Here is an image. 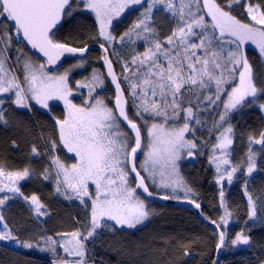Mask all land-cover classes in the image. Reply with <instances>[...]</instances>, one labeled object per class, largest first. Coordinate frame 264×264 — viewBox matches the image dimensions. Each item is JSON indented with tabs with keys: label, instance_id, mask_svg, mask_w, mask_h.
<instances>
[{
	"label": "snow or ice",
	"instance_id": "obj_1",
	"mask_svg": "<svg viewBox=\"0 0 264 264\" xmlns=\"http://www.w3.org/2000/svg\"><path fill=\"white\" fill-rule=\"evenodd\" d=\"M20 111L48 121L30 125ZM0 125L22 129L27 148L19 167L0 155V244L51 264H221L244 246L248 264H264L253 235L264 229V185L253 186L264 173V0H0ZM186 160L211 171L212 212ZM32 180L79 209L70 227H47L54 209L23 190ZM234 183L239 205L226 191ZM156 198L192 206L210 235L121 239L159 215Z\"/></svg>",
	"mask_w": 264,
	"mask_h": 264
},
{
	"label": "trees",
	"instance_id": "obj_2",
	"mask_svg": "<svg viewBox=\"0 0 264 264\" xmlns=\"http://www.w3.org/2000/svg\"><path fill=\"white\" fill-rule=\"evenodd\" d=\"M135 13H128L121 20V23L118 26L119 30H123L131 20L135 18ZM156 22L158 24L166 23L165 18L161 14H157ZM67 30V29H66ZM97 54V51H92V57L94 58ZM251 54V50H250ZM71 59L70 57L68 58ZM80 75H76L74 79L80 78ZM62 107H56L55 112L59 114ZM16 118L27 121L30 125L34 121L47 122L48 116L44 112H36L34 115H25L22 111L17 112L15 114ZM250 124L254 126H259L260 121L257 119V114L252 113L246 117ZM37 129H33L36 131ZM16 138L21 143V149L17 151H12L7 143L9 138ZM8 149L7 153H5V149ZM27 148L24 145V132L22 129L16 128H8L5 129L2 125H0V155L6 154L8 156L10 165L12 167L21 166L25 160V152ZM207 165L201 163L200 161H196L194 165H188L184 163L183 171L190 178L195 175L198 177V182L196 186L199 189L202 199V206L206 210V212H212V207L210 202L212 201L215 191L213 188L211 181V171L204 172L203 169L206 168ZM23 190L26 193H30L32 191L38 192L43 199L48 201L52 208L54 209L53 218L48 221L47 227L49 229H57V228H67L71 226L72 216L76 214L79 209H77L74 205H70L68 202L63 200L52 199L49 197L48 193L50 188L46 185L40 184L38 181H22ZM264 185V173L256 176L253 186L259 188ZM230 196V201L235 200L236 203L242 204L241 201V188L238 184H234L232 188L228 191ZM151 207L155 208L159 213L150 223H148L144 228H142L139 232H134L132 235L125 234L121 239H125L130 242H135L140 238L147 237L153 229H166L171 232L180 233L185 237H191L196 235H210V232H206L204 224L198 220L193 212V210L188 208L181 207H167L163 205H159L156 203H151ZM19 214V205L14 204L8 211L5 212V215L8 216L9 220L14 221V215ZM241 215H243V211L241 210ZM242 226L241 223L234 221L231 225L233 231H238ZM254 238L259 241L264 239V229L256 228L253 230ZM99 255L105 257V259L116 260L119 259L116 257L113 252H104L102 250L99 251ZM212 256L215 257L216 253H212ZM221 264H248L250 259L254 258L253 252L251 250L234 249L231 252H222L221 256ZM0 264H51V260L47 259L43 256L38 255L37 253H22L18 251H14L8 249L2 245H0ZM191 264H199L198 260H192Z\"/></svg>",
	"mask_w": 264,
	"mask_h": 264
},
{
	"label": "water",
	"instance_id": "obj_3",
	"mask_svg": "<svg viewBox=\"0 0 264 264\" xmlns=\"http://www.w3.org/2000/svg\"><path fill=\"white\" fill-rule=\"evenodd\" d=\"M92 48L95 49V51H98V46L92 45ZM185 162L188 165H194L196 163V161L189 162L188 160H186ZM152 203H156V204L167 206V207H174V208L181 207V208L191 209V210H193L196 218L198 220H200L203 224H205V222L202 220V218L199 215L196 214V211L192 208V206H190V205H188L186 203H180V202H176V201H161L158 198L153 199ZM221 254H222V252L220 253V256H221Z\"/></svg>",
	"mask_w": 264,
	"mask_h": 264
},
{
	"label": "rangeland",
	"instance_id": "obj_4",
	"mask_svg": "<svg viewBox=\"0 0 264 264\" xmlns=\"http://www.w3.org/2000/svg\"><path fill=\"white\" fill-rule=\"evenodd\" d=\"M124 18V16L122 17V19ZM121 19V20H122ZM80 78H82V77H80ZM80 78H77V79H80ZM86 91V90H85ZM78 102V101H77ZM58 107H63L62 105H58ZM40 112H43V111H40ZM184 163H186L185 161H184ZM235 184V183H234ZM233 184V185H234ZM232 185V186H233ZM232 186H230L228 189H226V191L228 192L231 188H232ZM0 245H2V246H4V247H6V248H8V249H11V250H14V251H18V252H22V253H30V252H34V253H37L38 255H40V256H43V257H45V258H47V259H50L51 260V257H50V255H48V254H46V253H42V252H40V251H38V250H25V249H22V248H18V247H16L14 244H0ZM241 249H246V247H244V246H241L240 247Z\"/></svg>",
	"mask_w": 264,
	"mask_h": 264
}]
</instances>
